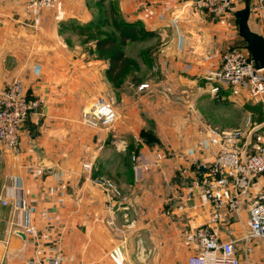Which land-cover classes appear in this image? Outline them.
I'll return each mask as SVG.
<instances>
[{
	"label": "crops",
	"instance_id": "obj_1",
	"mask_svg": "<svg viewBox=\"0 0 264 264\" xmlns=\"http://www.w3.org/2000/svg\"><path fill=\"white\" fill-rule=\"evenodd\" d=\"M251 1L255 5V0ZM243 2L234 0L232 13L213 16L190 0H60L54 8L37 14L28 10V0H0V92L22 78L28 94L45 102L22 128L18 154L22 164H6L5 169L0 164V180L7 188L4 193L11 201L23 197L27 204L25 211L15 210L12 204L6 206L12 230L8 236H0V264H27L34 258L51 256L56 250L69 256L63 250L60 220L69 199L68 185L80 179L83 168L81 164H67L62 155L67 148L66 137L76 133L72 129L81 120V104L85 103L86 108L98 100L112 99L97 97L102 90L106 96L120 90L121 107L115 102L118 119L109 127L112 137L122 138L117 150L144 152L152 164L156 162L155 151L161 149L164 159L153 163L152 172L141 183L135 181L131 167L116 166L112 172L115 182L138 192L95 197L90 207V240L88 245L74 241L72 264H187L188 257L198 250L190 234L209 220L211 210L208 197L193 185L198 175L196 165L200 167L204 158L205 163L210 161L218 150L217 145L208 143V138H214L212 129L236 128L222 121L227 102L237 110L246 105L262 115L258 121L250 116L254 126L247 129L252 132L249 140L254 146L264 143V96L247 87L238 96L224 91L214 98L208 84L199 87L204 84L199 77L218 66L225 50L244 48L236 16ZM110 5L123 19L141 22L145 29L156 33L152 38L129 41L125 47L127 55L135 59L130 47L156 40V49H141L143 63L138 61V71L143 65L158 62L160 72L170 78L141 81L149 84L142 91L153 93L156 102L150 104L143 99L148 119L125 94L133 84L129 81L131 75L116 87L106 75L108 63L92 52L94 41L85 42L86 36L81 33L94 29L86 26H97L100 13L109 16ZM249 22L254 31L264 35V19L256 6L251 9ZM210 105L215 106V113L223 110V116L222 112L205 113ZM160 107L164 112L158 118ZM161 117L169 120L168 125ZM143 130L152 131L160 143H146L141 136ZM166 131L168 139L164 138ZM171 132L177 136L175 140H169ZM203 139L208 144L201 151L196 144ZM43 158L51 162L48 167L40 166ZM254 191H264V174L256 178ZM25 213L32 214L38 236L27 235L24 239L18 234V230L25 232L21 225ZM222 214L220 238L237 241L243 264H264V259L254 257L264 251V240H252L250 252L242 240L250 216L249 203L238 213L224 208Z\"/></svg>",
	"mask_w": 264,
	"mask_h": 264
},
{
	"label": "built area",
	"instance_id": "obj_2",
	"mask_svg": "<svg viewBox=\"0 0 264 264\" xmlns=\"http://www.w3.org/2000/svg\"><path fill=\"white\" fill-rule=\"evenodd\" d=\"M254 1V0H253ZM60 0H28V10L37 14L43 9L54 8ZM198 9L205 10L213 16H224L233 12L234 0H190ZM251 6L258 8L264 19V0L251 1ZM199 82L209 86L212 97L217 98L224 91L238 96L244 88L255 89L264 96V74L250 58L249 53L240 47L228 48L221 56L216 68L203 73ZM143 83L140 89L148 87ZM41 97H30L22 78H16L0 92V143L7 149L19 154L22 146V128L27 118L39 111L44 105ZM118 119L115 102L111 99L96 101L81 114L83 124L92 128L110 127ZM252 125V124H251ZM250 125V126H251ZM254 126V125H253ZM252 126V128H253ZM214 138H208V143L217 145L218 150L213 158L202 165L206 170H200L193 179L202 194L211 202L209 220L197 227L191 238L196 240L198 250L188 257L187 264H243L238 253L237 241L220 238L218 226L223 219L222 211L226 208L230 213H238L249 203L250 216L242 240L248 252L254 239L264 237V191H254L256 178L264 174V143L254 146L248 129L223 130L214 128L210 132ZM207 140L197 141L196 148L204 151ZM135 163V181L144 178L149 169L150 161L144 152H133ZM156 162L164 159L161 149L155 151ZM91 169V164H85ZM96 184L105 187L112 195H121L118 185L109 178L96 179ZM190 194H188V199ZM0 203L11 204V200L3 191H0ZM15 210H26L27 204L23 197H14L12 202ZM182 207V206H180ZM47 214L45 213L44 216ZM14 224V222H13ZM15 225H19L18 222ZM25 233L38 236L39 230L32 223V214L25 213V221L21 223ZM27 264H65V257L61 250L51 256L38 257L29 260Z\"/></svg>",
	"mask_w": 264,
	"mask_h": 264
},
{
	"label": "rangeland",
	"instance_id": "obj_3",
	"mask_svg": "<svg viewBox=\"0 0 264 264\" xmlns=\"http://www.w3.org/2000/svg\"><path fill=\"white\" fill-rule=\"evenodd\" d=\"M243 7H244V2H243ZM203 11L205 12V10ZM99 16H100L99 20L103 22V25L101 27L102 30L111 31L113 28L111 24H109L110 14L109 16H106V14L100 13ZM92 28L94 29L92 30L90 29L91 32H89L90 30H84L81 33L85 35L86 38H89L90 36L92 37L93 36L92 32H94V30L97 29L98 27L92 26ZM156 44H158L156 40H153L150 42L146 41L145 43H142V42L135 43L132 47H130L129 52L132 56L135 57V60L137 61V63L138 61L143 63L142 59L140 58V54H141L140 51L141 49H143V46H145V48L150 47V50H151V49H156L155 48ZM153 65L154 66H148L147 64L143 65V69L141 71L139 70L138 72L131 74L129 81L132 82L133 84L129 85L131 88L128 87L125 90L126 92L125 94L127 95V97L137 107L138 112L140 113L142 112L141 115L143 117H146V119L149 118V115H148L149 113L145 111L143 107L144 105L142 104L146 102L150 104L151 103L156 104V102L153 101V99L155 98L153 95H151L153 93H149L147 90L142 91V89L139 88L141 84L145 83L141 81L154 82L158 80H162V81L170 80L169 76H166L164 73L160 72L161 69L158 67L159 65L158 62H156ZM118 92H120V90L119 91L117 90L114 93L109 92L110 93L109 96H106V94L104 93V90H102V93H99L97 97H100V96H103L105 98L112 97V99L111 98H108V99H111V100L114 99L115 101L114 100L113 101L114 102L117 101L116 103H118L117 106L121 107L122 104L119 100ZM158 93L161 95H164L160 91ZM145 98L147 99L146 102L143 100ZM157 100H159V98H157ZM84 104H81V112H83L84 109H87L90 107L88 106L85 108ZM213 108H215V106L210 105V110H205V113L210 112L216 115L219 112L221 113L223 111L221 110L215 113ZM159 109L160 110L158 112L156 111V115L158 118H159V114L163 111L161 107ZM223 109L224 111H226V113L223 116V112H222V116H223L222 121L225 124H229L230 125L229 127L236 126V128H233V129L250 128L249 126L252 124V120L250 116H252L254 120L256 121L261 120V117H262L260 113L253 112V109L251 110V107L246 106V105L242 106L240 109L237 110L236 108H234L233 105H230L229 102H227L226 106ZM161 118H162L161 120L164 123V125H168L169 120L167 119L165 121L164 117H161ZM164 125H163V128H164ZM153 128L155 129V126ZM107 129H108L107 131L108 134H106ZM110 129L111 128L109 127L108 128H104V127L92 128L90 126L83 124L82 121L80 120V122L78 121V123L76 124V127L72 129V131L75 130L76 133L71 134L68 137H66L65 144L67 148L65 150V154L62 155L61 153V155L64 157V159L62 158V160L67 161V164H81L83 168L80 179L75 178L73 181H70L68 185V196L67 197L69 199L65 201L64 216L60 220V226H61V231H62L61 234L64 237L63 238L64 245L62 244L63 250H66L67 255H69L67 257L65 254H63V256H65L66 263L68 264H72L73 258L75 257L74 256L75 250L73 249L74 241H76L77 243L86 242L88 245V242L90 240V227H89L90 207L95 202V197L98 198L100 196L109 194V192L105 189V187H102L101 185L95 183L96 179H100L103 177V178H109L113 182H115L112 172L116 170L117 165L121 166L122 164L126 165L124 166V168H127L128 166L129 168L131 167L130 170L133 171V175L135 177L134 167H135L136 161L133 159V155H134L133 152L139 153V151L134 150L132 152L130 151V149H128L127 152L118 151L116 145L117 143H120L122 138L114 137V136L112 137V133H110ZM226 130H229V129H226ZM171 133L172 134H170L169 140H175L177 136H175L173 132ZM164 138L168 139L167 131H166V137ZM188 139H189V143L191 144V142H193V138L191 137ZM190 144H189V147L192 146ZM18 156H19L18 154L10 150H7L0 143V164L3 165L4 169L7 167L6 164L8 165L22 164L21 160L19 159L20 157ZM167 157L168 156L166 155L165 159ZM153 163L156 164L158 162H153ZM153 163L150 164L149 169L145 173L144 178L154 168ZM85 164H91L92 166L91 169L85 167ZM195 172L199 173V171L197 170V165H196ZM2 175H4V172ZM144 178H142L141 180L137 182L141 183ZM7 179L8 178H6L4 181H6ZM117 185L122 195L126 193H132L134 191H135L134 193L138 192V189L133 190V187L131 188L129 186H120L119 184ZM6 189L7 188L6 186H4L3 181L0 180V191L4 192L6 191ZM109 195H112V194H109ZM104 203H107V202H104ZM11 204L13 205V203ZM11 204L10 203L8 205L1 204L2 206H0V218L2 219V224H0V236L1 237L8 236L10 234V231L12 230L11 228L12 223L11 225L7 223L8 222L7 220H9L10 210L9 208H6V206H10ZM104 205L105 204H103V206ZM100 208L102 207L100 206ZM259 239L264 240V237L259 238ZM255 255L256 256L254 257L264 259V251H259ZM86 264H88V262H86Z\"/></svg>",
	"mask_w": 264,
	"mask_h": 264
},
{
	"label": "trees",
	"instance_id": "obj_4",
	"mask_svg": "<svg viewBox=\"0 0 264 264\" xmlns=\"http://www.w3.org/2000/svg\"><path fill=\"white\" fill-rule=\"evenodd\" d=\"M109 14V24L113 29L103 31L101 28L103 22L99 20L98 28L92 32L93 36H88L89 38H86L85 42L94 41L95 49L92 52L95 51L99 59L108 63L106 75L116 87H119L128 76L138 71L139 67L137 61L127 55L125 50L127 43L152 38L156 33L145 29L141 22H130L123 19L113 5L109 6ZM85 28H92V26ZM141 136L146 143L151 145L160 143V139L150 130H143Z\"/></svg>",
	"mask_w": 264,
	"mask_h": 264
},
{
	"label": "water",
	"instance_id": "obj_5",
	"mask_svg": "<svg viewBox=\"0 0 264 264\" xmlns=\"http://www.w3.org/2000/svg\"><path fill=\"white\" fill-rule=\"evenodd\" d=\"M251 5V0H244V7L236 11L238 33L244 39V49L249 53L256 67L264 70V35L254 31L250 26ZM39 164L41 167H48L51 162L43 158ZM205 169V166H200V170ZM17 232L24 239L27 238V234L24 231L18 230Z\"/></svg>",
	"mask_w": 264,
	"mask_h": 264
}]
</instances>
